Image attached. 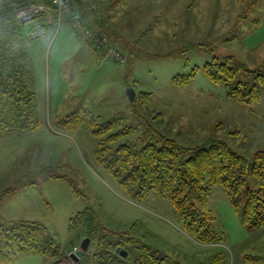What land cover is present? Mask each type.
Here are the masks:
<instances>
[{
	"label": "rangeland",
	"instance_id": "rangeland-1",
	"mask_svg": "<svg viewBox=\"0 0 264 264\" xmlns=\"http://www.w3.org/2000/svg\"><path fill=\"white\" fill-rule=\"evenodd\" d=\"M68 1L69 12L51 14L57 25L64 18L72 28L81 21L79 31L73 30L96 54L97 63L84 55L64 61L65 45L55 35L44 55L52 88L46 83L45 92L44 86L42 127L0 140V195L19 187L1 204L0 215L45 224L65 249L52 264H93L97 237L86 228L70 227L87 197L102 226L141 238L168 257V264H264V228L246 229L221 186L212 187L210 203L224 241L199 243L185 233L169 201L156 194L142 201L127 195L98 164L99 140L89 129L91 122L122 118L133 130L116 146L141 147L148 126L185 146L223 140L249 159L247 187H257L252 165L255 152L264 149V0H83L86 9ZM39 28L50 33L43 21ZM130 49L135 53L132 64ZM225 56L260 70V101L247 105L231 100L223 83L205 75L207 62ZM196 67L200 70L189 85H174L175 75ZM49 69L57 81H51ZM143 92L150 94L149 103L141 98ZM50 174L67 177L84 197L75 194L69 181L47 178ZM26 182L37 184L23 186ZM127 256L130 264L136 263L137 250Z\"/></svg>",
	"mask_w": 264,
	"mask_h": 264
},
{
	"label": "trees",
	"instance_id": "trees-1",
	"mask_svg": "<svg viewBox=\"0 0 264 264\" xmlns=\"http://www.w3.org/2000/svg\"><path fill=\"white\" fill-rule=\"evenodd\" d=\"M29 2L38 0H6L0 3V140L9 134L36 131L42 126L35 64L27 50L30 31L28 29L27 32V25L32 29L39 28L49 13L32 22H20L16 12ZM72 2L86 9L83 0L80 3ZM129 55L132 64L135 53L130 49ZM199 70L196 67L188 74L175 75L174 85H189ZM203 71L211 81L224 84L229 99L247 105L261 100V89L256 83L263 78L260 70L251 69L236 57L214 58L203 66ZM149 95L143 92L140 96L149 103ZM89 129L99 140L95 152L98 164L127 195L142 201L156 194L169 201L179 214L183 230L195 241L204 244L224 241L223 235L215 229L217 216L210 203L214 186L223 188L246 229L255 231L264 228V149L255 152L252 165V175L259 185L247 187L249 159L223 140L185 146L148 126L140 138L141 147L129 143L116 146L133 130L123 125L122 118L113 117L102 123L94 121ZM47 178L69 181L75 194L84 197V193L67 177L50 174ZM35 184L26 182L23 186ZM18 189L9 188L2 192L0 206ZM85 199V209L71 218L70 227L86 228V233L97 237L93 264H130L127 260L129 256L122 257L116 251L119 247L127 249L130 254L131 250H137L138 257L134 264H168V257L159 255L141 238L128 231L117 232L102 226L91 199ZM64 254L62 244L42 222L8 219L0 215V264H13L17 258L25 255H40L56 260ZM249 258L260 259L259 256Z\"/></svg>",
	"mask_w": 264,
	"mask_h": 264
},
{
	"label": "crops",
	"instance_id": "crops-1",
	"mask_svg": "<svg viewBox=\"0 0 264 264\" xmlns=\"http://www.w3.org/2000/svg\"><path fill=\"white\" fill-rule=\"evenodd\" d=\"M75 2L80 3V0L75 1ZM51 13L52 12H50L46 16V18H44L43 25H44V27L46 26V28L49 29L50 33L53 34V32H54V35L57 34V39H59V40H57V39L56 40L58 42L62 41L61 44L65 45L62 48L63 58L65 56L64 61H67L68 59L70 60L71 58H74L75 56L77 57L80 55H84V56H88V58H90L94 62V64L96 65V63H97L96 54L93 52V50L91 48H89L85 44L83 39L79 35H77L76 32H74L69 21H67L64 18L62 23L60 25L58 23V25H57V23H56L57 19H56L55 15H53ZM28 27H30V26L27 25V32L29 31L28 29H30ZM38 41H41V42L38 43ZM48 48H49V46L43 42V38H41L40 40L32 39L30 37L27 38L28 53L33 58L34 63H35L36 81H37V88H38V95H39V110H40L41 117L43 116L42 115L43 110L45 109V106H46V95H44V93L46 92V83L49 82L47 70L45 67V59H44V55L48 51ZM58 57H59V55H58ZM49 76L51 78V81L52 80L57 81V77L53 73H51V69H49ZM48 84H49V88H52V84H50V83H48ZM44 86H45V92H44ZM13 134H15V133H13ZM2 214L9 219H20V217H18V215H10L9 213H2ZM34 257H42L43 259L42 260L41 259L36 260L39 258H34ZM20 259H23V260H20ZM33 259H35V260H33ZM20 262L21 263L25 262V264H29V263L52 264V261L50 259H47L43 256H36V255L21 256V257L17 258L13 262V264L20 263Z\"/></svg>",
	"mask_w": 264,
	"mask_h": 264
},
{
	"label": "built area",
	"instance_id": "built-area-1",
	"mask_svg": "<svg viewBox=\"0 0 264 264\" xmlns=\"http://www.w3.org/2000/svg\"><path fill=\"white\" fill-rule=\"evenodd\" d=\"M6 0H0V3ZM70 3L68 0H48V1H39V2H29L25 4L23 7H20L16 12V17L20 20V22H32L37 17L50 13L51 11H56L59 15H62L65 12L70 11ZM73 28L79 31L78 28H81V21L76 20L73 24ZM42 28L31 30V36L34 38L39 32L42 31ZM31 37V38H32Z\"/></svg>",
	"mask_w": 264,
	"mask_h": 264
},
{
	"label": "clouds",
	"instance_id": "clouds-1",
	"mask_svg": "<svg viewBox=\"0 0 264 264\" xmlns=\"http://www.w3.org/2000/svg\"><path fill=\"white\" fill-rule=\"evenodd\" d=\"M42 37H43V42L46 43L49 47H51V45L55 43L56 36L49 32H39L36 34L34 39L40 40Z\"/></svg>",
	"mask_w": 264,
	"mask_h": 264
},
{
	"label": "water",
	"instance_id": "water-1",
	"mask_svg": "<svg viewBox=\"0 0 264 264\" xmlns=\"http://www.w3.org/2000/svg\"><path fill=\"white\" fill-rule=\"evenodd\" d=\"M75 1H79V0H75ZM88 243H89V240H86V242H84V244H83V247L84 248H87ZM118 251L121 252V255L124 256V257L128 255V251L127 250H124V249L123 250H120V248H119ZM71 256L75 260H77V262H80L77 255H75L74 253H71Z\"/></svg>",
	"mask_w": 264,
	"mask_h": 264
},
{
	"label": "flooded vegetation",
	"instance_id": "flooded-vegetation-1",
	"mask_svg": "<svg viewBox=\"0 0 264 264\" xmlns=\"http://www.w3.org/2000/svg\"><path fill=\"white\" fill-rule=\"evenodd\" d=\"M122 250V247H119ZM127 257V256H126Z\"/></svg>",
	"mask_w": 264,
	"mask_h": 264
}]
</instances>
